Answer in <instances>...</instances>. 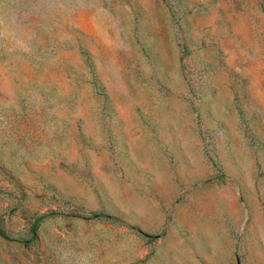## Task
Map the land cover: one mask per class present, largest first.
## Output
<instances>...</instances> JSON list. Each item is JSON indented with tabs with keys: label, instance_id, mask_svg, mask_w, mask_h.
I'll return each instance as SVG.
<instances>
[{
	"label": "rangeland",
	"instance_id": "rangeland-1",
	"mask_svg": "<svg viewBox=\"0 0 264 264\" xmlns=\"http://www.w3.org/2000/svg\"><path fill=\"white\" fill-rule=\"evenodd\" d=\"M0 264H264V0H0Z\"/></svg>",
	"mask_w": 264,
	"mask_h": 264
}]
</instances>
